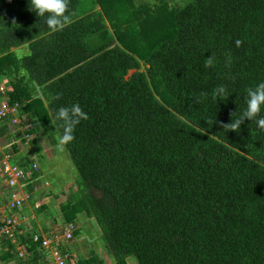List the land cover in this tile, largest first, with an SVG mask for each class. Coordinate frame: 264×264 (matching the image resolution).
Instances as JSON below:
<instances>
[{"label": "trees", "instance_id": "1", "mask_svg": "<svg viewBox=\"0 0 264 264\" xmlns=\"http://www.w3.org/2000/svg\"><path fill=\"white\" fill-rule=\"evenodd\" d=\"M172 2L66 0L71 23L52 31L29 0H0V84L19 105L14 138L33 136L16 163L33 189L42 168L31 150L47 137L61 147L55 113L79 103L88 118L61 147L79 173V195L61 205L65 226L95 218L116 264H264V128L226 126L264 81V0ZM219 85L225 100L213 98ZM31 223L19 234L28 260L3 239L2 262H47L34 237L49 229ZM76 264L105 262L92 254Z\"/></svg>", "mask_w": 264, "mask_h": 264}, {"label": "rangeland", "instance_id": "2", "mask_svg": "<svg viewBox=\"0 0 264 264\" xmlns=\"http://www.w3.org/2000/svg\"><path fill=\"white\" fill-rule=\"evenodd\" d=\"M172 1V4H174V0ZM28 52V46H24L15 51L16 55L21 58H23L24 54ZM15 116L18 117V114H16ZM40 133L42 134L43 131H40ZM14 135H17V132L14 133ZM24 136L27 140V142L25 143L17 137L14 138V136H12L11 134H8L6 137H0L1 214H3L4 212L1 209L4 208L2 202L5 198V196L1 195L2 192L5 191V195L8 197L11 193H20L21 195H23L24 201H27V198L24 194L25 187V191L32 194V199L30 201L28 200L29 202H26L23 207H21L14 213L16 216H18V218L22 220V222H24V230L28 229L29 231L30 227L34 224H32L31 222H37V224L39 226H42V228L46 227V229H49L47 231H44L42 235L46 234L48 236H51L54 233L62 234L68 224L71 223L66 224V226L63 224L61 215V205L65 201L73 202L74 197H77L79 195L76 194L75 196V192L78 190V183L76 182V179L79 178L78 169L76 168L75 164L71 161L69 152L66 149L63 150L61 147L57 146V144H55L51 138L47 137L43 141L45 143L42 142V149L41 147H38V150L34 149L30 152L32 154L34 153L35 155V164H37L38 167L41 166L42 168V176L35 180L37 183L33 181L31 184H29L31 186L35 184L37 191L35 189V186L33 189H29L23 184L19 183L18 180L14 181V186L12 187L10 183V175L9 173H6V171H4L2 163L14 165V169H17L16 164L18 163L19 159L28 155V148L31 147L30 140L33 138V136H31L30 138V136H27L25 133ZM55 141L58 142V140ZM14 144L17 146V149H20L19 153L17 154L12 151L14 150L12 148ZM36 152H38V154H36ZM7 154L12 157V163L9 162L8 156L6 159H4ZM8 190H12L11 193L8 192ZM13 202L14 198L11 197L10 202L8 204ZM37 205H45L48 208L44 207V211H38L36 210ZM2 218H6V215ZM73 224H76V230H78V235L77 237L75 236L72 241L67 242V245L63 247L64 250H70L71 252L68 260L69 262L75 264L76 260L78 261L79 259L88 258L92 254H97L104 259L105 264H116L109 258L107 251L104 249L105 243L102 237V230L100 229V226L96 223L95 218L89 217L87 214H82L79 216L77 222ZM41 230L36 231L40 233ZM4 251L2 253H4ZM128 262L129 264H134L133 261H131L130 259L128 260ZM0 264L7 263L2 262L0 260Z\"/></svg>", "mask_w": 264, "mask_h": 264}, {"label": "clouds", "instance_id": "3", "mask_svg": "<svg viewBox=\"0 0 264 264\" xmlns=\"http://www.w3.org/2000/svg\"><path fill=\"white\" fill-rule=\"evenodd\" d=\"M29 6H30V10L35 12L43 21H45L47 27L52 31L62 30L68 24L71 23L70 15L66 14L68 11L66 0H29ZM236 43L237 46H239L241 41L237 40ZM213 64H214L213 57L212 56L207 57L205 61V66L211 67ZM2 84L7 85L4 81L2 82ZM213 98L214 99L219 98L220 101L228 98V90L226 86L225 85L217 86L213 90ZM245 99H246L247 107L244 109V111L238 118L232 120V122L226 126L229 127L231 130H237L238 128L241 127V125L246 119L251 121L255 119L258 126L260 128H264V117H260L259 119H257L258 114L261 113L262 110H264V81L256 84L255 86L249 87L247 89ZM55 117L57 121L60 122L61 127L63 129L62 135L58 138L59 145L63 147L75 139L74 132L76 126L79 125L82 120L87 119L88 114L81 108L79 103H75V104H70L68 106L59 107L55 113ZM29 128L30 127H24V129L26 130ZM22 129L23 128H21L20 130L22 131ZM13 130H14V125L10 128V133H9L12 136H14ZM3 192H4L3 196H5V198L2 203L3 206H5L10 197L5 195V191ZM27 193L30 194L29 192ZM30 196L32 199V194H30ZM39 206L37 205L36 208ZM8 249H9L8 247H5V251H8ZM29 256L30 253L28 250L24 257H21L18 252V258L21 261H27ZM47 258H48V253H47ZM46 263H48V260Z\"/></svg>", "mask_w": 264, "mask_h": 264}, {"label": "built area", "instance_id": "4", "mask_svg": "<svg viewBox=\"0 0 264 264\" xmlns=\"http://www.w3.org/2000/svg\"><path fill=\"white\" fill-rule=\"evenodd\" d=\"M7 93V88L6 85L1 84L0 85V122L3 123L6 121L7 118H10L9 115H16L18 114V107L19 105H14L12 106L10 103V100L8 96H6ZM12 119L11 123L13 125H19L20 124V119H18L16 116H14ZM26 131V129H22V132ZM1 150V149H0ZM9 157V162L12 163L11 159L12 157L10 155H6L4 159ZM3 159V160H4ZM17 165V164H16ZM2 166L4 167V171L6 173H9L10 175V183L11 186H14V181L18 180L19 183L23 184L26 186V182L28 180V174L26 173V170L23 168L19 167L17 165V169H14V165L8 164V163H2ZM12 190H8V192L11 193ZM9 194V193H8ZM24 194L27 198V201L23 199V195L20 193H11L9 194V197L14 198V202L10 203V198L8 202L6 203L4 208L1 210L4 211L3 214H1L0 211V240H7L9 241L12 245L15 246L16 250L19 252V255L21 257H24L27 253V250L25 247L21 246L20 241H19V234H22L23 231H28L24 230V222L18 216H16L14 213L19 210L23 205L28 202V200L31 199L30 194L25 192V187H24ZM24 201V202H23ZM6 215V218H2L3 216ZM76 229L75 224L71 223L68 224V226L65 228L64 232L61 233H55L52 234L51 236H48L46 234H43L41 236H35L34 240L35 242H40L41 247L48 253V263L46 264H66V262L69 260L70 255H63L59 249L58 246L61 244L70 242L74 239V231ZM2 243V241H0Z\"/></svg>", "mask_w": 264, "mask_h": 264}, {"label": "crops", "instance_id": "5", "mask_svg": "<svg viewBox=\"0 0 264 264\" xmlns=\"http://www.w3.org/2000/svg\"><path fill=\"white\" fill-rule=\"evenodd\" d=\"M2 196L4 195V192H2V194H1Z\"/></svg>", "mask_w": 264, "mask_h": 264}]
</instances>
